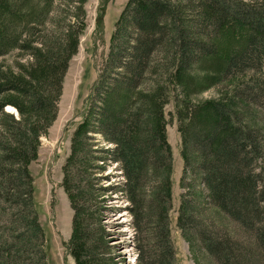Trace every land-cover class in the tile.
Masks as SVG:
<instances>
[{
	"label": "trees",
	"instance_id": "obj_1",
	"mask_svg": "<svg viewBox=\"0 0 264 264\" xmlns=\"http://www.w3.org/2000/svg\"><path fill=\"white\" fill-rule=\"evenodd\" d=\"M87 2L0 0V61L19 52L14 64L0 62V264H48L29 167L58 119ZM158 56L163 62L154 65ZM210 56L222 62L220 79L250 74L235 97L264 111V0L128 1L63 167L73 213L64 245L75 264H118L103 211L104 195L119 189L133 218L138 264H176L165 109L178 104L173 91L184 88L190 71ZM182 104L184 176L196 173L203 190L191 200L182 195L179 228L197 236L210 264H254L249 248L208 228L210 218L200 207L207 198L252 232L264 258V168L257 170L264 129L246 127L225 100ZM114 165L121 188L103 187L111 175L101 174Z\"/></svg>",
	"mask_w": 264,
	"mask_h": 264
},
{
	"label": "rangeland",
	"instance_id": "obj_2",
	"mask_svg": "<svg viewBox=\"0 0 264 264\" xmlns=\"http://www.w3.org/2000/svg\"><path fill=\"white\" fill-rule=\"evenodd\" d=\"M128 1L88 0L85 6L86 28L81 36L79 51L72 59L64 81L58 119L48 134L41 138L39 157L29 167L33 179V199L46 236L45 249L48 264H75L74 258L64 245L71 238L73 213L62 187L63 167L71 152L72 135L83 120L92 87L109 54L111 36ZM102 13L103 20L99 21ZM16 61H19V52L12 53L0 62L11 65ZM162 62V56H158L153 64ZM221 68L222 62L212 56L201 59L200 63L190 71L187 85L173 91L178 104L172 102L165 109L166 119L169 121L166 136L173 156V207L170 213V229L176 251V264H210L209 261H211L203 246L199 244L197 236L195 237L191 232L185 236L179 228L182 195H185L187 200H191L195 194L203 190V185L197 181L196 173L188 171L184 176L182 136L179 124L184 121L182 117L187 114V111H184L182 103L188 101L192 104H204L209 101L225 100L228 106L235 107V110L242 114L243 124L246 127L264 129V111L253 105L247 106L245 102L235 97L236 89L248 81L250 74L231 79H220ZM149 76L152 81L156 79L155 74ZM165 80L166 77L162 78L161 82L164 84ZM152 83L150 82L147 88ZM13 113L16 112L13 111ZM262 167L264 168V155L257 162V170L259 171ZM101 175L104 177L111 175L110 180L105 182L103 187L119 185L118 188H121L123 177L118 166L109 167ZM182 182L186 189L181 187ZM111 194L112 192H107L104 195L103 224L108 232L114 259L118 264H138L135 248L136 231L132 226V215L127 209L129 203L122 198L121 189ZM206 200L207 198L201 200L204 202L200 210L207 213L210 218L208 228L222 237L249 248V252H252L250 259L254 264H264V258L255 242V235L226 215H221Z\"/></svg>",
	"mask_w": 264,
	"mask_h": 264
},
{
	"label": "bare ground",
	"instance_id": "obj_3",
	"mask_svg": "<svg viewBox=\"0 0 264 264\" xmlns=\"http://www.w3.org/2000/svg\"><path fill=\"white\" fill-rule=\"evenodd\" d=\"M8 111H11V112H13L14 110H13V109H11V108H9V109H8Z\"/></svg>",
	"mask_w": 264,
	"mask_h": 264
},
{
	"label": "water",
	"instance_id": "obj_4",
	"mask_svg": "<svg viewBox=\"0 0 264 264\" xmlns=\"http://www.w3.org/2000/svg\"><path fill=\"white\" fill-rule=\"evenodd\" d=\"M18 114V113H17Z\"/></svg>",
	"mask_w": 264,
	"mask_h": 264
}]
</instances>
